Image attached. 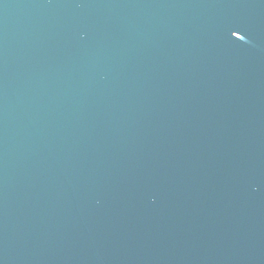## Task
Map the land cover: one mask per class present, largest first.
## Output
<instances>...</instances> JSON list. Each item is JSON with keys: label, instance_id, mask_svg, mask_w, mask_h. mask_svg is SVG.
<instances>
[{"label": "water", "instance_id": "water-1", "mask_svg": "<svg viewBox=\"0 0 264 264\" xmlns=\"http://www.w3.org/2000/svg\"><path fill=\"white\" fill-rule=\"evenodd\" d=\"M0 264H264V0H0Z\"/></svg>", "mask_w": 264, "mask_h": 264}]
</instances>
